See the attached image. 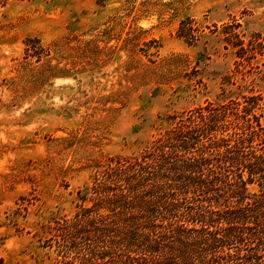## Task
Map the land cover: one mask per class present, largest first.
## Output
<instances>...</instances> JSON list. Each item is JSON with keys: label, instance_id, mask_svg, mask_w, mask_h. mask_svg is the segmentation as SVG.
I'll return each instance as SVG.
<instances>
[{"label": "rangeland", "instance_id": "obj_1", "mask_svg": "<svg viewBox=\"0 0 264 264\" xmlns=\"http://www.w3.org/2000/svg\"><path fill=\"white\" fill-rule=\"evenodd\" d=\"M246 95L264 128V0H0V264L60 262L98 166Z\"/></svg>", "mask_w": 264, "mask_h": 264}, {"label": "trees", "instance_id": "obj_2", "mask_svg": "<svg viewBox=\"0 0 264 264\" xmlns=\"http://www.w3.org/2000/svg\"><path fill=\"white\" fill-rule=\"evenodd\" d=\"M258 95L182 114L141 155L100 165L57 264H264ZM81 192V191H80Z\"/></svg>", "mask_w": 264, "mask_h": 264}]
</instances>
